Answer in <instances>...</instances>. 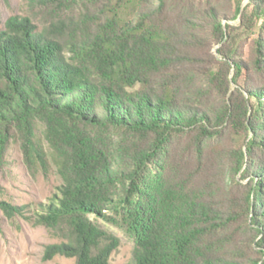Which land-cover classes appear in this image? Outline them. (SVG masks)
<instances>
[{
    "label": "trees",
    "instance_id": "obj_1",
    "mask_svg": "<svg viewBox=\"0 0 264 264\" xmlns=\"http://www.w3.org/2000/svg\"><path fill=\"white\" fill-rule=\"evenodd\" d=\"M188 1L36 0L43 28L0 15V166L19 140L49 172L42 124L62 180L31 215L0 210L59 240L45 260L110 264V226L134 241L128 264H264V23L251 60L231 63L211 54L222 21L180 16ZM250 4L264 21V0Z\"/></svg>",
    "mask_w": 264,
    "mask_h": 264
},
{
    "label": "rangeland",
    "instance_id": "obj_2",
    "mask_svg": "<svg viewBox=\"0 0 264 264\" xmlns=\"http://www.w3.org/2000/svg\"><path fill=\"white\" fill-rule=\"evenodd\" d=\"M35 1L0 0V15L3 23L11 16L21 15L31 17L40 28L50 24V8ZM180 8L179 15L182 17L199 18L209 12H215L222 21L227 38L221 44L213 42L211 54L219 57V51L226 49L231 63L234 59L251 60L254 41L259 38L264 21L254 16L250 0H190ZM230 32L232 38H228ZM233 75L234 71L231 73V78ZM215 104H218V99L213 96L210 100L204 101L203 107H213ZM45 131L44 125L39 124L36 134L49 153L51 165L49 172L45 173L40 167L30 168L19 140L12 142L4 163L0 166L2 186L0 201L12 206L28 207L31 211L28 215L39 211L40 205L51 203L55 196H60L62 180L50 155ZM224 141L229 142L228 135L225 136ZM235 179L234 191L247 192L250 186L249 178L240 172ZM108 228L121 239V246L112 255L110 264H128L133 260L134 241L124 232L110 226ZM58 241L45 227L35 226L33 222L21 216L9 219L0 210V264H74V260L62 256L48 261L44 259L47 246Z\"/></svg>",
    "mask_w": 264,
    "mask_h": 264
}]
</instances>
